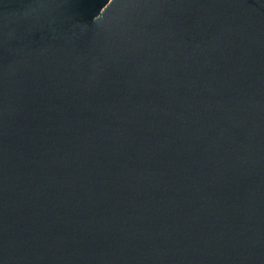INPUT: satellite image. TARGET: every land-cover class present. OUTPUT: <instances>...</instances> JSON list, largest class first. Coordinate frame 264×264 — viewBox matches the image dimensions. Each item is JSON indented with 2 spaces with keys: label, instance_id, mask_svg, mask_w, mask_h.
<instances>
[{
  "label": "water",
  "instance_id": "95a60500",
  "mask_svg": "<svg viewBox=\"0 0 264 264\" xmlns=\"http://www.w3.org/2000/svg\"><path fill=\"white\" fill-rule=\"evenodd\" d=\"M0 264H264V0H0Z\"/></svg>",
  "mask_w": 264,
  "mask_h": 264
}]
</instances>
